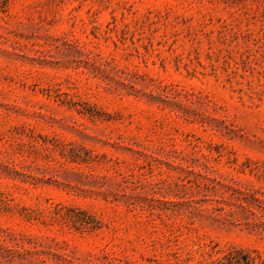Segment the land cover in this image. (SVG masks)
I'll use <instances>...</instances> for the list:
<instances>
[{
    "label": "rangeland",
    "instance_id": "1",
    "mask_svg": "<svg viewBox=\"0 0 264 264\" xmlns=\"http://www.w3.org/2000/svg\"><path fill=\"white\" fill-rule=\"evenodd\" d=\"M0 264H264V0H0Z\"/></svg>",
    "mask_w": 264,
    "mask_h": 264
}]
</instances>
